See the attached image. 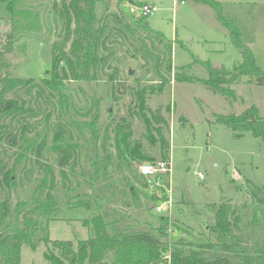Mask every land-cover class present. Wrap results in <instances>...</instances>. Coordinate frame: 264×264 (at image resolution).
<instances>
[{
  "label": "rangeland",
  "instance_id": "rangeland-1",
  "mask_svg": "<svg viewBox=\"0 0 264 264\" xmlns=\"http://www.w3.org/2000/svg\"><path fill=\"white\" fill-rule=\"evenodd\" d=\"M140 1L156 6L146 21L152 30L161 31L172 42L174 67L190 63L189 74L205 77L203 61L228 69L241 62L240 50L231 43L217 12L207 4L196 0ZM217 1L221 3V14L239 27L243 41L251 47L256 63L264 70V0ZM16 8L27 12L31 21L38 18L39 24V28L22 29L23 17L18 15L19 24L16 19L10 21L5 3L0 2V46L6 40L5 31L16 24L13 47L6 55L9 65L5 69L13 78L34 81L28 87L6 93V97L25 100L33 111L25 118L13 120L7 136L0 135V203L8 202L6 218H2L0 208V227H5V221L21 223L25 214L35 221L32 235L35 246L21 245L20 264H50L44 253L52 248L54 240L76 244L91 237L82 220L99 211L98 202L109 219L117 220L116 226L150 230L168 244L181 239L188 243L186 250H190L199 243L198 238L210 232L208 226L214 222L218 204L228 201L232 218L238 221L235 232L246 248L253 251L257 243L264 244V139L249 132L236 134L214 120L216 113H240L250 105H255L263 115L264 85L256 84L249 76H241V82L231 86L236 94V99H232L203 83L172 78L161 93L147 98V105L153 110L159 108L168 124L164 134L169 141V156L162 158L158 136L153 132L155 141H151L144 120L133 112L135 88L157 79L154 61L137 38L147 40V51L153 49V38L141 29L132 33L124 26L135 27L132 20L138 16L137 5L125 0H106L98 5V14L108 17L110 33L102 47L106 62L96 79L76 81L64 62L58 65L65 90L77 110V119L85 120L93 99L99 98L98 132L92 134L87 128L79 132L70 126L72 142L79 144V148L72 159L60 166L61 154L53 151L51 144L56 124L62 118L55 101L47 98L41 80L51 69V44L63 36V7L60 0H22ZM122 135H126L131 145L140 142L142 151L153 160L169 162V172L163 173L167 181L154 178L149 182L139 173L138 162L122 151ZM22 138L36 145L44 143L39 151L35 148L27 157L16 161L23 148ZM97 155L110 158L106 170L94 178L91 160ZM46 165L52 169V178L49 177L56 200V208L50 215L34 210L32 199L46 175ZM198 173L202 174L201 178ZM5 174L14 180L8 182ZM48 184L49 180L42 197ZM129 188L137 189L136 198L128 192ZM166 196L172 201L170 211L156 213L157 201L165 200ZM20 201L25 204L16 214L14 207ZM85 203H89L88 208ZM160 214L169 216L168 225L159 221ZM44 227L49 242L42 239Z\"/></svg>",
  "mask_w": 264,
  "mask_h": 264
},
{
  "label": "trees",
  "instance_id": "trees-1",
  "mask_svg": "<svg viewBox=\"0 0 264 264\" xmlns=\"http://www.w3.org/2000/svg\"><path fill=\"white\" fill-rule=\"evenodd\" d=\"M22 0H0L5 3L6 11L11 15L10 21L19 24L18 15L23 17L25 24L22 29L39 28L38 18L30 19L27 12L17 10V5ZM62 4V16L64 18V29L61 40L51 44V69L41 80V87L46 91L47 98L55 101L58 115L62 118L56 124V131L52 140L51 148L59 152L58 164L63 166L79 148V144L72 142L69 131L70 126H75L79 132L88 129L92 134L99 130V98H94L87 111L85 120L77 119V110L74 109L70 95L65 90L64 77L58 70V65L64 62L71 78L76 81H89L96 79L99 70L106 62V55L102 51L104 41L110 33L108 17L98 14V5L106 0H60ZM138 6V16L132 20L135 27L128 24L132 33L136 29L144 31L148 37H152L151 51H147V40L138 37L143 49L154 61V71L157 79L154 83L135 88V104L133 112L141 117L146 125L148 137L154 140L153 132L158 136L161 156L168 159L169 141L166 139L164 130L168 124L161 115L160 109L153 110L147 105V98L154 93H161L170 83L172 78L176 81L200 82L214 92H219L227 97L236 99V94L231 88L238 84L241 76H249L259 85H264V70L256 63L251 47L246 44L241 36L239 27L230 19L221 14V3L217 0H196L205 3L214 9L218 19L228 31L231 43L240 50L241 62L234 65L232 69L224 66H214L210 61L202 62L206 69L205 77L191 75L188 69L191 64L176 68L172 64V42L167 40L161 31L152 30L146 25L147 15H142L139 8L144 2L140 0H125ZM37 17V16H36ZM8 21H5V25ZM11 26V25H10ZM16 24H12L5 31V43L0 46V135L7 136L13 120L25 118L33 111L26 101L21 98L6 97V93L19 87L30 86L33 79L23 80L13 78L5 69L9 64L6 55L13 47V30ZM146 36V38H147ZM157 43V44H156ZM164 68V70H162ZM2 69H5L2 71ZM66 73V70H62ZM114 73V72H113ZM114 74L110 76L112 79ZM156 81L158 84H155ZM43 91V92H44ZM150 116V117H149ZM217 123L231 129L236 134L245 132L255 137L264 139V114L261 115L255 105H250L240 113L214 114ZM70 129V130H69ZM15 134L13 135V140ZM6 139V138H5ZM23 148L18 154L16 161H20L34 150L39 151L43 143L36 145L27 138H22ZM124 155L136 160L138 164L142 161H153L152 156L142 151L141 143H128L126 135L120 137ZM155 141V140H154ZM109 156H95L91 160L94 178L100 176L106 170ZM137 164V166H138ZM46 175L35 189L37 196L32 195L35 202L34 210L38 209L44 214L50 215L56 208V200L52 194V169L49 165L44 168ZM51 178H50V177ZM157 179L167 181L164 174H159ZM9 182L14 178L5 174ZM49 180L47 190L43 197V187ZM128 192L136 198L137 189L129 188ZM159 197V196H157ZM161 198V197H160ZM96 200V198L94 197ZM99 200V197H98ZM137 201L138 199H134ZM164 199H159L155 205H159ZM98 202V201H97ZM25 202L20 201L15 205V213L18 214ZM89 203H85L88 208ZM99 211L92 213L89 219H83L82 224L92 233L87 239H81L74 244L67 240H54L52 248L45 251L44 256L50 264H166L164 255L169 253L168 264H264V244L257 243L254 250L246 248L244 242L235 232L238 226L237 218H232V210L228 201L218 204L214 214V222L208 226L209 233L198 238L199 243L186 250L189 246L184 240L177 239L175 242H163L154 232L150 230L135 228L131 225L116 226L117 220L108 218L106 211L102 210V204L98 202ZM97 207V208H98ZM154 207V211L156 212ZM1 216L6 218L8 214V202L0 203ZM157 213V212H156ZM159 221L168 225L169 216L159 215ZM3 221V220H1ZM173 226L175 224H172ZM35 221L30 215H23L21 223L5 221V227H0V264H20V250L23 243L35 246L32 242ZM43 240L49 242L47 227H44ZM58 250V253L56 250Z\"/></svg>",
  "mask_w": 264,
  "mask_h": 264
},
{
  "label": "built area",
  "instance_id": "built-area-1",
  "mask_svg": "<svg viewBox=\"0 0 264 264\" xmlns=\"http://www.w3.org/2000/svg\"><path fill=\"white\" fill-rule=\"evenodd\" d=\"M156 10V6L154 4H150L147 2H144L141 7L139 8V11L142 15H149L153 13ZM139 173L145 177L149 182L153 181L154 178H156L159 174H163L166 172H169V162L166 160H153V161H142L137 166ZM199 177H202L201 173H198ZM171 193V192H170ZM169 196H166L165 200H163L159 205L155 207V210L157 212L161 211H170V208L172 206L171 198H168ZM167 199V200H166ZM166 205L165 208H163V205ZM164 259L166 264L169 262V253H166L164 255Z\"/></svg>",
  "mask_w": 264,
  "mask_h": 264
},
{
  "label": "water",
  "instance_id": "water-1",
  "mask_svg": "<svg viewBox=\"0 0 264 264\" xmlns=\"http://www.w3.org/2000/svg\"><path fill=\"white\" fill-rule=\"evenodd\" d=\"M146 25H148L147 21L145 22Z\"/></svg>",
  "mask_w": 264,
  "mask_h": 264
}]
</instances>
